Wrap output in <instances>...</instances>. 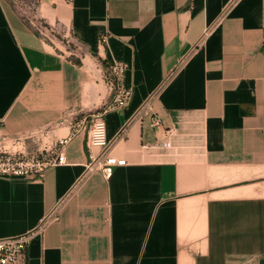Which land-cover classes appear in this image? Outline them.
<instances>
[{"label": "crops", "instance_id": "1", "mask_svg": "<svg viewBox=\"0 0 264 264\" xmlns=\"http://www.w3.org/2000/svg\"><path fill=\"white\" fill-rule=\"evenodd\" d=\"M115 61L134 93L105 178L74 123ZM62 138L43 178L0 176V237L59 215L28 264H264V0H0V146Z\"/></svg>", "mask_w": 264, "mask_h": 264}, {"label": "built area", "instance_id": "2", "mask_svg": "<svg viewBox=\"0 0 264 264\" xmlns=\"http://www.w3.org/2000/svg\"><path fill=\"white\" fill-rule=\"evenodd\" d=\"M36 30L43 37L50 38L46 28ZM106 42V37L102 38ZM128 65L121 61H115L107 67V81L113 90V98L102 109L85 114L74 123L76 131L87 132V145L89 149V162L87 171H99L105 178H110L117 166L125 165L126 159L118 158L109 154L112 139L107 134L106 114L111 110L126 107L132 100L133 88L125 85V75ZM149 108L143 106L138 114L148 113ZM153 124L160 126V118H154ZM127 133L124 127L120 134ZM66 138L60 139V146L53 154H38L27 157L21 153L0 151V176L23 177L27 179L43 178L47 169L67 162V155L64 148ZM170 146V141L164 143ZM56 212L48 213L41 221L28 231L13 235L0 237V264H28V248L36 235L42 234L47 225L58 219Z\"/></svg>", "mask_w": 264, "mask_h": 264}, {"label": "rangeland", "instance_id": "3", "mask_svg": "<svg viewBox=\"0 0 264 264\" xmlns=\"http://www.w3.org/2000/svg\"><path fill=\"white\" fill-rule=\"evenodd\" d=\"M59 146H60V143L57 142L56 144H46L44 148L39 149V150L38 149H36V150L35 149L34 150H28V149H26V147H21V148H16V149H13V148L5 149L4 148V144L1 143L0 151L3 150V151H9V152H12V153H21L22 155L24 154L27 157H32L34 155H38V154H42V153L51 155V154H53V152L55 150L58 149Z\"/></svg>", "mask_w": 264, "mask_h": 264}, {"label": "trees", "instance_id": "4", "mask_svg": "<svg viewBox=\"0 0 264 264\" xmlns=\"http://www.w3.org/2000/svg\"><path fill=\"white\" fill-rule=\"evenodd\" d=\"M36 32H38L37 30H36ZM39 33V32H38ZM40 34V33H39Z\"/></svg>", "mask_w": 264, "mask_h": 264}]
</instances>
